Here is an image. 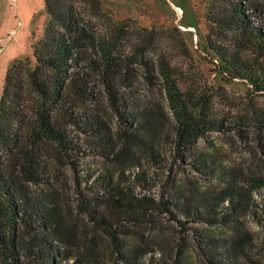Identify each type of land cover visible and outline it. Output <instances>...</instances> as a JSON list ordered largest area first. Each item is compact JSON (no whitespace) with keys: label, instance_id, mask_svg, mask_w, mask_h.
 <instances>
[{"label":"trees","instance_id":"trees-1","mask_svg":"<svg viewBox=\"0 0 264 264\" xmlns=\"http://www.w3.org/2000/svg\"><path fill=\"white\" fill-rule=\"evenodd\" d=\"M45 8L49 21L33 60L12 64L0 102V264H57L60 254L67 264L89 263L102 244L98 232L123 251L126 264H184L173 259L168 246L157 253L151 244L155 236L141 231L157 223V212L175 219L173 204L134 189L137 182L143 187L150 182L144 159L157 162L165 139L173 137L178 149L192 151L209 132L228 127L211 113L205 91L183 86L182 72L163 49L162 40L178 41L179 31L118 24L103 0H45ZM206 18L212 26L207 47L217 71L246 81L252 95L264 97V3L211 0ZM114 117L116 127L110 122ZM235 124L240 133L252 124L262 128L264 109L251 105ZM78 132L90 138L109 167L94 179L104 193L90 200L79 192L71 208L63 203L60 171L79 155ZM200 160L212 165L213 153ZM227 180L224 198L233 211L264 188V181H247L248 195L239 190L235 174ZM187 201L176 209L188 220L232 221L237 236L228 243L244 252L238 217L228 219V209L217 214L207 204ZM80 216L95 230L86 233ZM120 236L133 243H121ZM204 238L207 246L223 243ZM219 247L228 250L225 243ZM226 251L218 254L225 257ZM232 262L244 264L237 255Z\"/></svg>","mask_w":264,"mask_h":264},{"label":"rangeland","instance_id":"rangeland-1","mask_svg":"<svg viewBox=\"0 0 264 264\" xmlns=\"http://www.w3.org/2000/svg\"><path fill=\"white\" fill-rule=\"evenodd\" d=\"M210 1L103 0L104 8L114 15L118 24L125 21L134 23L139 29H177L179 32L175 35L178 41L162 40L163 49L170 52L182 72L183 86L205 91L211 113L228 125L222 131L209 132L192 151L178 149L173 137L165 139L160 145L157 162L150 158L144 159L150 171V182L145 187L137 182L134 189L156 201H170L175 219L157 212V223L143 226L141 231L146 236H155L151 244L157 253L158 249L162 252L161 247L168 246L170 250L174 249L173 259L183 260L184 264H231L236 255L244 264H264V188L261 192L253 191L252 196L241 202L234 211L223 192L228 187L229 183L225 181L230 174L241 179L239 190L248 195L252 191L249 182L264 181V125L262 128L248 125L240 133L235 124L251 105L264 109V97L252 95L246 81L233 80L217 71L214 56L207 47V37L212 29L206 18ZM257 1L264 3V0ZM48 21L45 0H0V102L9 68L17 61L27 58L33 60L34 48L44 37ZM155 88L159 90V86ZM248 116H251V112ZM110 122L114 127L120 124L117 117L110 119ZM75 134L77 144L81 147L79 155L73 165L60 171L62 193L65 195L63 203L71 208L77 204L79 192L90 200L104 193L100 185H95L94 179L99 172L109 167L97 155L98 150L87 135L81 132ZM211 152L213 163L205 167L200 158ZM181 194L184 197L180 198ZM187 199L207 204L217 214L228 209V219L238 217L241 224L239 235L246 238L244 252L238 253L228 243L237 236L232 221L210 225L188 220L178 212L176 207L184 209L189 204ZM79 222L87 229L86 233L95 230L87 217L80 216ZM98 234L102 244L97 247V259L79 264H126L123 262V251L113 246L105 235ZM206 236L219 239L228 246V250L224 249L227 250L225 257L218 254L224 251L219 247L223 243L207 246L204 240ZM119 239L121 243H133L130 237L120 236ZM69 253L75 256L79 254L77 251ZM61 255L57 257L56 263L67 264ZM68 264L75 263L70 260Z\"/></svg>","mask_w":264,"mask_h":264}]
</instances>
